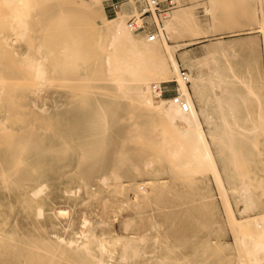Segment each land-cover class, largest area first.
Returning a JSON list of instances; mask_svg holds the SVG:
<instances>
[{
  "label": "rangeland",
  "instance_id": "obj_1",
  "mask_svg": "<svg viewBox=\"0 0 264 264\" xmlns=\"http://www.w3.org/2000/svg\"><path fill=\"white\" fill-rule=\"evenodd\" d=\"M23 1V4L28 3L22 8L28 30L25 37L14 44L18 52H25L29 43L33 53L37 54V48L43 47L52 56L48 61L62 63L65 54L62 57L58 54L61 38L72 39L78 34L82 45L86 40H96L89 26L72 23L77 18L74 13L67 18L69 27H65L66 30L62 27L60 5L64 6L67 0ZM174 2L175 6L161 18L162 23L174 8L191 2H195L193 10L198 20L204 21L209 16L204 6H210L219 20L215 23L216 33L205 38L184 42L191 38V32L181 28L165 31V36L166 40L177 44V55L185 51L199 60L204 57L207 45L226 48L223 55L218 53L206 59L205 92L212 93L209 80L214 83L222 78L225 90L222 93L215 87L213 90L223 94L225 105L229 103L233 107L212 108L209 97L214 122L210 130L207 124L203 127L207 140H210L209 131L222 134L215 124L219 116L224 115L230 128L225 127L235 138L236 157L245 164L237 163L235 154L237 161L233 156L228 158L225 151H221L225 148L222 141L219 140L221 145L211 142L214 163L221 173L220 179L215 181L205 160L198 157V150L190 143L183 141L180 151L170 155L158 143L154 144L156 129L152 125H129L123 119L122 108L103 116L96 105L90 104L92 99L76 97L74 88L62 80L68 76V73L63 75L64 68L58 70L59 80L54 86L37 92L28 69L17 67L11 77L16 80L12 82L19 81L28 89L0 104V264H85L86 257L80 260L75 252L66 253L60 245L47 242L52 231L67 235L76 230L82 216L90 219L96 231L146 233L145 240L126 251L128 264H201L210 257L208 242L232 241L223 209L225 199L230 200L237 217L264 211V193L252 209L245 211L239 209L236 190H231L242 182L251 183L250 190H264V133L261 131L264 129V39L259 29L260 18L264 17V0ZM2 3L0 8L4 9ZM127 8L130 9L128 4ZM122 9L123 5L119 11ZM7 11H0V30L8 34ZM104 11L107 16L117 13H108L105 8ZM132 33L144 37L138 32ZM8 35L15 40L13 34ZM11 59L14 62L13 56ZM179 64L189 73L181 61ZM211 68L216 71L211 73ZM169 81L166 86L176 85V81ZM247 86L251 87L249 91L253 90L252 94ZM253 127L256 130H249ZM4 128L7 131L9 128L10 134ZM251 138H256L255 144ZM145 160L151 163L144 164ZM136 165L141 172H135ZM113 170L119 175L116 180L110 176ZM244 172L248 176H244ZM103 174L110 176L106 185L100 182ZM144 179L153 180L162 189L139 206L127 205L114 216L110 206L121 198L131 200L133 184H140ZM115 185H119L116 190ZM36 187L41 190L34 196L32 191ZM38 206L43 209L41 216L36 213ZM59 207L67 209L65 215H54Z\"/></svg>",
  "mask_w": 264,
  "mask_h": 264
},
{
  "label": "bare ground",
  "instance_id": "obj_2",
  "mask_svg": "<svg viewBox=\"0 0 264 264\" xmlns=\"http://www.w3.org/2000/svg\"><path fill=\"white\" fill-rule=\"evenodd\" d=\"M0 1L7 6L4 5V9L1 7L2 10L0 11L5 13V10L8 9L6 12L7 28L10 32L8 34H13V38H15V40L12 39L7 31L0 30V104L3 105L9 97L16 96L17 93L25 92L28 89L19 81L12 82V80H16L11 77L17 67L25 66L28 69L35 80L37 92L57 83L59 80L57 79V72L61 67L65 70L64 76L68 73V76L62 80L66 81L68 87L74 88L76 97L92 99L90 104L96 105L102 111L103 116L106 112H114L122 108L123 113H125L123 119L129 125L133 126L139 123L152 125L156 129V138L152 139L154 144L158 143L162 150L167 151L170 155L180 151L184 145L183 141L193 145L194 149L198 150V157L205 160L206 167L212 171L215 181L220 179L221 173L214 163L215 157L211 142H217L218 145L219 140L222 141L225 148L221 151H225L228 158L234 154L235 157L237 156L234 147L235 138L231 132L227 131L230 127L224 115L219 116L218 122H216L217 119L215 120L216 128L221 129L222 134L209 131L210 140H207L203 127V124H207L210 130V125L214 122L213 111L209 110V97L213 103V106L210 105L212 108L233 107L229 103L225 105L223 94H217L213 90L214 87L219 89L221 93L225 90V86H222L221 83L222 78L214 83L209 80L212 93L208 95L205 92L206 75L203 68L206 59L218 53L223 55L226 52L223 45H207L204 57L200 60L187 55L185 51L177 55V44L173 43V40H166L162 30L158 38L151 41L145 36L136 37L133 35V31L126 25V19L131 11L137 12L132 7L134 6L133 0L124 3L122 11H118L115 16L105 14L103 0H67L64 6L60 5V24L62 27L65 30L67 29L65 27H69V16L74 13L77 18L72 20V23L81 27L89 26L93 30L96 40H86L82 45L78 34H74L72 39L61 38L58 54L60 57L63 53L65 54V58H62L64 62H53L52 60L48 61L52 59V56L43 47L37 48V54H35L27 43L25 52L17 51L15 42L23 39L28 30V20L22 9L28 3L25 1L27 4H23V0ZM127 4L131 11L127 8ZM194 6L195 2H191L190 5L174 8L168 19L163 22L164 31L170 32L175 28L190 31L191 38L184 42L205 38L216 33L218 29L215 27V23H218L219 20L214 17L211 7L204 6V11L209 16L204 21H200L193 10ZM125 16H127L126 19ZM259 23V29L263 32L262 39H264V17L260 18ZM11 56L16 61L9 60ZM179 61L189 70V73L187 72L189 83L184 82L179 76ZM214 71L216 70L211 68L210 72ZM171 79L176 81L175 87L179 95L188 104L186 111L172 103L169 98L158 96L152 88L153 83L158 84ZM245 84L246 82L244 86ZM249 88L247 86L248 92L251 93L250 91L253 90L250 89L249 91ZM218 112L223 114V111ZM259 115L262 119L261 113ZM103 116H101L102 119ZM218 124L222 126L218 127ZM235 124L237 123L235 122ZM262 124L259 125L260 128H263ZM225 125L228 126V129ZM0 126H2L1 123ZM254 127L249 130H256ZM9 130L8 128V131L6 129L5 132L10 134ZM244 130L247 131L245 128ZM261 131L264 133V129ZM248 139L250 140V138ZM255 140L256 138L254 140L251 138L253 144H255ZM258 151L257 148V153H259ZM238 152L241 153L239 149ZM236 158L239 161L238 157ZM149 162L151 163V161L145 160L144 164ZM135 172H141L137 165ZM240 172L242 173V171ZM237 173L239 172L237 171ZM246 173L244 172V176H248L245 175ZM110 176L116 180L119 175L116 170H113ZM110 176L103 174L100 182L106 185ZM240 176L243 178L242 175ZM244 183L242 182L243 185L239 184L241 186L238 185V187L232 186L231 190H236L235 196L240 199L237 202L240 205L239 209L246 211L252 209L254 204L261 200L264 190H250L249 185L251 183L248 185ZM117 186L119 187V185ZM117 186H114V190ZM219 188L221 191L223 186ZM159 189H162L160 184L153 183L151 179H144L140 184H133V198L131 197V200L119 199L118 203L110 206V211L115 216L127 205L139 206L140 202H145L154 196ZM40 190L41 187H36L32 194L35 196L39 194ZM223 209L226 214L227 228L232 233V241L225 242L222 239H215L208 242L206 247L210 257L208 260L202 261L201 264H215L212 263L213 261H218L216 264H264V211L237 217L228 198L224 200ZM62 212L66 213L67 209L56 208L54 215L57 216ZM36 213L41 216L43 209L38 206ZM102 223L104 224L105 221ZM145 237L146 233H119L115 230L96 231L90 219L82 216L76 230H72L67 235H60L52 231L47 237V242L60 245L67 250L66 253L68 250L75 252L74 255L80 260L86 257L87 262L85 264H128L126 263V251L133 244L145 240ZM159 262L162 263L163 261L160 260Z\"/></svg>",
  "mask_w": 264,
  "mask_h": 264
},
{
  "label": "built area",
  "instance_id": "obj_3",
  "mask_svg": "<svg viewBox=\"0 0 264 264\" xmlns=\"http://www.w3.org/2000/svg\"><path fill=\"white\" fill-rule=\"evenodd\" d=\"M127 1L104 0V8L108 13H116ZM133 3L137 12L131 11L126 19V25L131 31L143 34L150 41L158 38L161 30L165 33L161 18L165 16L170 8L175 6L173 0H133ZM178 73L184 82H188L187 70L184 67L179 66ZM169 82L171 81L153 83L152 88L158 96L169 98L172 103L177 104L182 110L186 111L188 104L181 98L175 85L166 86V83Z\"/></svg>",
  "mask_w": 264,
  "mask_h": 264
},
{
  "label": "snow or ice",
  "instance_id": "obj_4",
  "mask_svg": "<svg viewBox=\"0 0 264 264\" xmlns=\"http://www.w3.org/2000/svg\"><path fill=\"white\" fill-rule=\"evenodd\" d=\"M65 214H66V213H63V212L61 213V215H65Z\"/></svg>",
  "mask_w": 264,
  "mask_h": 264
}]
</instances>
